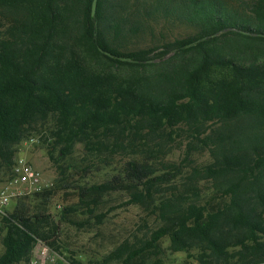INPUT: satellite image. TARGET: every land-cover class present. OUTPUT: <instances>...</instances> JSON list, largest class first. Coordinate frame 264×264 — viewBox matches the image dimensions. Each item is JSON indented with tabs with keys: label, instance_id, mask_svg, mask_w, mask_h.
<instances>
[{
	"label": "trees",
	"instance_id": "16d2710c",
	"mask_svg": "<svg viewBox=\"0 0 264 264\" xmlns=\"http://www.w3.org/2000/svg\"><path fill=\"white\" fill-rule=\"evenodd\" d=\"M92 4L0 0V174H13L18 143L51 124L53 160L77 142L145 151L122 175L80 190L94 203L127 190L146 205L181 167L157 174L163 143L187 135L210 162L161 193L158 228L103 264H149L138 258L165 236L175 250L198 248L203 264L264 263V0H98L95 15ZM201 181L213 189L205 203ZM50 220L19 206L3 216L0 264L30 261L39 239L55 245Z\"/></svg>",
	"mask_w": 264,
	"mask_h": 264
},
{
	"label": "rangeland",
	"instance_id": "374dc122",
	"mask_svg": "<svg viewBox=\"0 0 264 264\" xmlns=\"http://www.w3.org/2000/svg\"><path fill=\"white\" fill-rule=\"evenodd\" d=\"M50 127L51 124H47L39 128L16 146L15 160L24 158L40 171V189L13 185L11 170H3L0 174V195L8 188L23 192L19 196L14 195L12 201L4 208V214L0 213V255L5 249L1 243L5 233L3 216L19 206L26 210L30 217L50 216L53 225H46V230L52 232L53 226L59 227L57 237L50 238L55 240L56 244L51 246L47 242L59 256L56 264H103L104 258L125 240L134 241L135 238L158 228L160 220L155 204L161 193L167 192L169 195L175 186L182 190L188 181L191 167L211 160L206 147L189 149L191 137H178L173 134L171 141L163 143V152L160 154L162 160L155 166L157 174L170 172L169 164L176 163L181 167L162 185L163 191L156 194V202L146 205L131 203L130 191L119 190L94 197L97 200L94 203L93 196H81V188L122 175L129 161L135 157L146 160L148 155L145 151L134 153L131 147L98 153L91 151L84 143L77 142L67 156L59 154L58 146L54 153L57 160H53L50 157V148L54 142L50 139ZM157 142V139L149 141V147L154 148ZM140 148L144 149L142 146ZM188 152L189 162L186 161ZM199 185L205 203L213 197L211 182L201 181ZM224 202L221 198L214 199L211 201V208L215 209ZM38 250L39 245L36 243L30 261L18 264H35ZM199 251L195 247L175 250L170 237L165 236L158 242V247L138 260L145 259L149 264L157 260H160L161 264H203L199 260ZM235 263L239 264V261L233 260L231 264Z\"/></svg>",
	"mask_w": 264,
	"mask_h": 264
},
{
	"label": "built area",
	"instance_id": "2783aa9c",
	"mask_svg": "<svg viewBox=\"0 0 264 264\" xmlns=\"http://www.w3.org/2000/svg\"><path fill=\"white\" fill-rule=\"evenodd\" d=\"M13 185H26L34 187L35 189L41 188L42 176L40 171L24 158H18L13 167ZM23 192L15 191L10 188L6 189L2 195H0V213L4 214V208L12 201V197L19 196ZM39 250L35 257V264H56L58 254L54 251L47 242L39 239L37 241Z\"/></svg>",
	"mask_w": 264,
	"mask_h": 264
},
{
	"label": "water",
	"instance_id": "95a60500",
	"mask_svg": "<svg viewBox=\"0 0 264 264\" xmlns=\"http://www.w3.org/2000/svg\"><path fill=\"white\" fill-rule=\"evenodd\" d=\"M97 4H98V0H93V4H92V14L93 15H95L97 11Z\"/></svg>",
	"mask_w": 264,
	"mask_h": 264
}]
</instances>
